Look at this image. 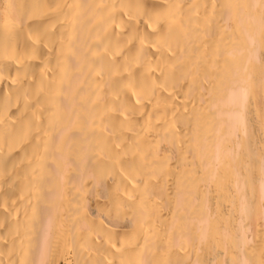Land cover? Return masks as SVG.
Wrapping results in <instances>:
<instances>
[{
    "label": "bare ground",
    "instance_id": "1",
    "mask_svg": "<svg viewBox=\"0 0 264 264\" xmlns=\"http://www.w3.org/2000/svg\"><path fill=\"white\" fill-rule=\"evenodd\" d=\"M0 264H264V0H0Z\"/></svg>",
    "mask_w": 264,
    "mask_h": 264
}]
</instances>
